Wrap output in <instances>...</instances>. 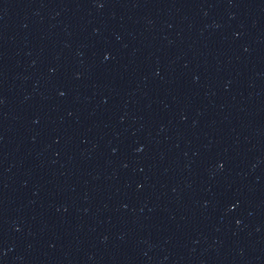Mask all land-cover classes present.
Segmentation results:
<instances>
[{
	"label": "water",
	"instance_id": "obj_1",
	"mask_svg": "<svg viewBox=\"0 0 264 264\" xmlns=\"http://www.w3.org/2000/svg\"><path fill=\"white\" fill-rule=\"evenodd\" d=\"M0 264H264V0H0Z\"/></svg>",
	"mask_w": 264,
	"mask_h": 264
}]
</instances>
